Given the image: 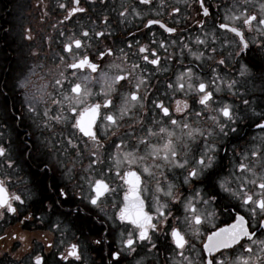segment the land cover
I'll return each mask as SVG.
<instances>
[{"label":"snow or ice","instance_id":"snow-or-ice-1","mask_svg":"<svg viewBox=\"0 0 264 264\" xmlns=\"http://www.w3.org/2000/svg\"><path fill=\"white\" fill-rule=\"evenodd\" d=\"M85 2L88 7L82 0L58 3L66 12L58 24L89 11L95 19L76 31L58 30L60 51L53 59L63 70L51 84L53 92L47 86L33 91L24 77L13 85L23 92L20 107L13 102L10 109L0 91V218L11 214L27 224L55 215L57 231L70 225L58 243L48 244L56 248L57 264H82L80 238L101 264H131L129 257L144 264L136 257L145 249L158 253L161 236L170 240L172 264H264V0L217 4L215 15L224 14L207 31V18L214 15L209 0H193L195 17L182 15L180 0L173 5L159 0L158 6L154 0H121L118 6L109 0ZM185 5L192 8L187 0ZM152 9L155 17L149 18ZM136 19V33L119 34ZM157 26L160 39L152 31ZM107 58H112L109 71H100ZM170 63L182 70L157 96L153 74L167 71ZM97 72L102 101L90 87ZM124 84L130 90L120 93ZM177 94L185 98L176 99ZM197 105L200 110L193 113ZM193 114L195 127L189 123ZM9 121H18L23 132L15 149L11 139H3ZM21 161L29 167L26 187L12 191L21 182ZM114 170L117 184L110 175ZM174 209L182 211V220ZM221 216L227 219L213 223ZM73 229L77 242L66 243ZM201 229L207 236L193 260L185 255L195 252L187 236L199 239ZM32 264L47 260L37 254Z\"/></svg>","mask_w":264,"mask_h":264},{"label":"flooded vegetation","instance_id":"flooded-vegetation-1","mask_svg":"<svg viewBox=\"0 0 264 264\" xmlns=\"http://www.w3.org/2000/svg\"><path fill=\"white\" fill-rule=\"evenodd\" d=\"M59 2H67V0H0V91L7 94L10 109L13 102L16 103L17 108L20 107L23 92L19 89L18 85L15 88L13 85L17 84V82L21 81L24 77L30 79V87L33 91L47 86V92H53L51 84L54 82L55 78H58V73L63 70V66L60 64L59 60L53 59V55L60 51L59 41L62 38L58 36V30L67 29L69 31H76L80 25L86 26L90 18L95 19L92 12L89 11L87 14H76L71 22L65 21L62 25L58 24L57 22L62 20L63 16L66 15L64 10L59 9ZM120 2L121 0H109L110 5L115 4L118 6ZM126 2L132 3L133 0H126ZM154 2L157 6L159 5V0H154ZM209 2L213 4L212 11L214 15L207 18L208 28L205 29V31L212 29L213 21L217 23L220 22L224 14L223 11H221L220 16L215 15L217 11L216 5L222 3L225 6H230L232 0H209ZM168 3L169 5L176 4V0H168ZM187 3L192 4L191 9L186 8L185 0H180L178 6L182 9V15H187L188 12H191L192 17H195V9L198 6L193 0H187ZM82 6L88 7L89 5L85 0H82ZM94 8L99 9V5H95ZM141 8H144V6H141ZM113 15L115 14L113 13ZM145 16H149L148 9H145ZM154 17L155 9H152L149 18ZM163 19L169 24L172 23L167 15H164ZM139 24L140 20L136 19L126 26L122 25L119 29V34L127 36L129 30L136 33V27ZM181 26L187 27L183 21ZM29 29L33 37L31 40L25 38L29 34L27 31ZM152 31L157 33L156 38L160 39L162 30H159L157 26L153 27ZM196 34L197 30L192 29L191 35L195 37ZM49 37L52 38L51 41L48 39ZM127 38L132 39V37ZM137 38L142 41L144 39L139 34H137ZM33 52L38 53V55H32L31 53ZM225 55H227V53H225ZM217 59H219V57H217ZM111 60L112 58H107L102 62L100 71H109L106 65ZM191 60L192 58L189 56L183 61L184 65H188ZM116 62L119 63V61ZM166 67L167 71L161 70L153 74L151 80L153 89H158L157 96H163L169 79H175V74L182 70L178 63L166 64ZM203 71H209V64L203 66ZM226 71L231 73V68ZM223 74L224 73H221V75ZM92 75L97 79L90 84V87L93 93L98 95L99 99L102 101L103 96L99 94L103 81L99 80V72L92 73ZM256 83L259 84V81ZM130 87V85L124 84L123 87L119 88V92H127L130 90ZM112 95L118 104L119 100L116 98L117 94L113 93ZM169 95H171L170 92ZM222 95H226V93H222ZM95 98L96 96L93 97V99ZM152 98L155 99L156 97L153 96ZM175 98L184 99L185 97L177 94ZM228 98L231 99L230 96ZM188 99L191 105L192 97H188ZM171 107L174 109V101ZM199 110L198 105L194 106L193 113ZM0 111H2V109H0ZM179 115L180 114H176L177 118H179ZM189 123L194 127L198 125L199 122L196 120L194 114L189 117ZM9 124L11 126L2 130L3 139L5 142L11 139L14 142L12 148L15 149L16 145L19 143L17 136L19 134L20 139H23V132L20 129L18 121L15 123L9 121ZM245 130L247 131V129ZM28 131H31V129H28ZM123 131L124 129H120L117 135H120ZM252 132L256 136L260 135L258 129H253ZM37 135H39V133H37ZM111 138L114 137H110V139ZM249 139H251V137H249ZM153 142L156 143L157 141L154 139ZM85 163H87V161H85ZM21 166L23 171L18 173L21 182L17 183L15 187L11 189L12 191H23L26 187L25 181L28 179L26 174L29 172V167L27 164H24L23 161H21ZM110 175L113 178V184L119 183V181L115 179V170ZM175 175L178 176L179 173ZM172 178L173 177H170V179ZM233 187H235V185H233ZM232 202L235 203V201ZM222 203L227 204L229 200H223ZM241 211L243 213L244 210L241 209ZM174 215L179 216L181 220L183 218L182 211L174 209ZM57 219V216L52 215L50 219L45 217L42 222L32 221L27 224H21L20 219L11 214L0 218V237H2L0 238V264H32V258L37 254L43 255L47 260V264H57L58 256L53 255V253L56 252V248H49L48 244L49 242L58 243L62 238L61 232H64L66 228L70 227V225L61 224L60 230L57 231L52 227V225L57 222ZM224 219H227V217L221 216L219 219L213 221V223L218 225L220 221ZM173 225L187 231L182 223L177 224L175 220H173ZM211 227L212 224L209 223H206L204 226L206 229H211ZM74 231L73 229L67 232L65 237L66 243L77 242L73 236ZM201 231L203 232V236L199 239H195L191 235L187 236L190 244L195 245V252L186 251L185 255L190 256L193 260L197 259L200 249L202 248L203 240L206 239L207 236V232L204 231V229H201ZM13 235H22L26 237V240L21 241L19 239H13ZM75 237H79V233H75ZM80 242L82 244V264H101L99 255L83 241V238H80ZM157 243L159 247L158 253L156 250L148 253L145 249L140 251V255L136 257V259L143 257L144 264H172L171 257L173 256V251L172 248L169 247L170 240L165 236H161ZM129 261H131V264H135L132 257H129ZM76 264H80V262H76ZM177 264H179L178 260Z\"/></svg>","mask_w":264,"mask_h":264}]
</instances>
